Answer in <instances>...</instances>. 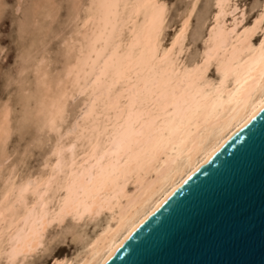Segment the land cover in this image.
I'll use <instances>...</instances> for the list:
<instances>
[{
    "label": "bare ground",
    "instance_id": "6f19581e",
    "mask_svg": "<svg viewBox=\"0 0 264 264\" xmlns=\"http://www.w3.org/2000/svg\"><path fill=\"white\" fill-rule=\"evenodd\" d=\"M229 1L213 0L202 48L187 62L182 56L193 2L163 45L164 1L88 0L68 44L75 51L59 89L46 96L47 105L41 102L45 122L57 133L48 171L10 183L1 193L5 264L37 251L52 224L106 212L105 224L75 263L102 264L264 103V0L249 23L243 9L226 20L238 8ZM75 94L82 95L78 111L61 130L67 100Z\"/></svg>",
    "mask_w": 264,
    "mask_h": 264
},
{
    "label": "rangeland",
    "instance_id": "374dc122",
    "mask_svg": "<svg viewBox=\"0 0 264 264\" xmlns=\"http://www.w3.org/2000/svg\"><path fill=\"white\" fill-rule=\"evenodd\" d=\"M162 1L166 6L163 45L169 42L183 16L189 14L193 2L182 58L187 62L197 58L213 21V0ZM230 1L238 8L227 13L226 20L230 21L243 9V21L249 23L260 11L263 0ZM87 3L88 0H0V197L10 183L39 178L48 171L57 133L48 127L47 110L42 109L47 108L43 106L47 105L49 95L57 93L64 68L74 54V46L68 44L77 36ZM209 75L215 77L212 68ZM46 82L51 87L46 88L47 93ZM46 96L49 98L45 102ZM72 98L67 100L61 130L72 122L82 95L75 94ZM27 194V201H31L33 195ZM86 218L76 222L68 217L61 225L52 224L40 248L14 264H55L54 259L62 257L72 259L75 264L86 244L105 224L108 213ZM4 257L0 254V264L6 263Z\"/></svg>",
    "mask_w": 264,
    "mask_h": 264
},
{
    "label": "water",
    "instance_id": "95a60500",
    "mask_svg": "<svg viewBox=\"0 0 264 264\" xmlns=\"http://www.w3.org/2000/svg\"><path fill=\"white\" fill-rule=\"evenodd\" d=\"M102 264H264V103Z\"/></svg>",
    "mask_w": 264,
    "mask_h": 264
}]
</instances>
